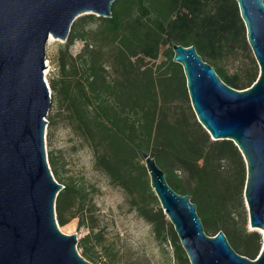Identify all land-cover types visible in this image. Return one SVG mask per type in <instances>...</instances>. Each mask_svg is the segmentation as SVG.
Here are the masks:
<instances>
[{"label": "trees", "instance_id": "16d2710c", "mask_svg": "<svg viewBox=\"0 0 264 264\" xmlns=\"http://www.w3.org/2000/svg\"><path fill=\"white\" fill-rule=\"evenodd\" d=\"M76 42L81 47L73 55ZM171 44L194 46L235 90L258 77L235 0H114L110 18L83 15L72 23L49 78L51 107L89 149L94 169L150 226L158 247L172 248L174 264L189 262L150 188L141 152L154 158L175 192L190 197L206 235L223 232L238 254L254 260L262 238L247 231L245 162L231 141L211 140L197 122ZM48 163L64 187L55 201L56 220L65 225L77 219L87 229L80 256L94 264L95 248L103 246L94 232L95 190L62 180L51 154Z\"/></svg>", "mask_w": 264, "mask_h": 264}, {"label": "water", "instance_id": "95a60500", "mask_svg": "<svg viewBox=\"0 0 264 264\" xmlns=\"http://www.w3.org/2000/svg\"><path fill=\"white\" fill-rule=\"evenodd\" d=\"M258 66L248 88L227 86L194 46L171 44L192 111L213 141H231L246 165L243 198L249 226L262 238L254 260L238 254L223 232H204L196 205L175 192L154 158L141 152L149 185L189 264H264V3L235 0ZM114 0H0V264H91L76 235L58 229L55 201L64 188L45 149L51 92L45 46L66 42L82 15L110 18ZM262 234H261V232Z\"/></svg>", "mask_w": 264, "mask_h": 264}, {"label": "rangeland", "instance_id": "374dc122", "mask_svg": "<svg viewBox=\"0 0 264 264\" xmlns=\"http://www.w3.org/2000/svg\"><path fill=\"white\" fill-rule=\"evenodd\" d=\"M52 39L45 46L46 68L43 74L48 86L49 78L56 72L54 60L58 48L65 43ZM80 47L81 43L76 42L70 49L71 53L77 54ZM47 118L52 121L49 125L47 121L45 129L46 154L54 158L59 177L62 180L72 178L95 190L91 196L94 232L101 234L103 246L95 248L97 257L94 264H174L172 248L169 245L158 247L150 226L129 210L123 192L111 186L106 177L94 169L91 152L70 132L55 107L50 106ZM58 229L65 235H76V250L81 255L80 240L88 233L87 229L78 227L77 219L65 225L58 224ZM247 231H255L248 221Z\"/></svg>", "mask_w": 264, "mask_h": 264}, {"label": "bare ground", "instance_id": "6f19581e", "mask_svg": "<svg viewBox=\"0 0 264 264\" xmlns=\"http://www.w3.org/2000/svg\"><path fill=\"white\" fill-rule=\"evenodd\" d=\"M52 40H53V39H52L51 36H50L49 39H48V41H49V42H52ZM260 232H261V231H260ZM261 234H262V232H261Z\"/></svg>", "mask_w": 264, "mask_h": 264}]
</instances>
